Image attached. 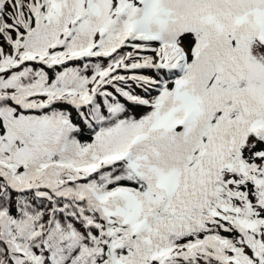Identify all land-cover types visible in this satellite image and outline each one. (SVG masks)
Here are the masks:
<instances>
[{"label": "trees", "instance_id": "obj_1", "mask_svg": "<svg viewBox=\"0 0 264 264\" xmlns=\"http://www.w3.org/2000/svg\"><path fill=\"white\" fill-rule=\"evenodd\" d=\"M46 4L0 0V151L11 150L6 132L12 131L13 143L18 136L32 141V128L46 122L43 132L49 137L41 151L46 163L34 175L23 176L12 165L11 177L0 163V264H107L110 253L124 254L127 246L120 225L100 204L120 196L114 194L117 189H144L145 178L124 156H98L133 147L134 139L121 145L124 134L160 105L162 89L180 70L152 63L156 40L151 37L125 31L110 42L127 19L124 11L97 19L84 0H64L55 17L46 19ZM85 28L89 38L82 35ZM251 36L247 55L253 65H264V44ZM26 48L40 54L25 53ZM244 80L253 84L246 73L238 83L248 84ZM234 107L241 113L246 106ZM255 107L250 111L264 117V98ZM32 118L44 120L31 125ZM105 133L115 147L101 151L92 167H79L87 162L85 151ZM228 157L231 165L222 161ZM222 160L206 175L199 199L173 208V214L160 213L172 218L181 209L189 221L178 228L167 225L160 237L168 248L161 255H144L142 264H263L264 130H246L234 148L223 149ZM107 190L113 192L96 197ZM240 216L256 221L258 230L251 236L258 251Z\"/></svg>", "mask_w": 264, "mask_h": 264}, {"label": "rangeland", "instance_id": "obj_2", "mask_svg": "<svg viewBox=\"0 0 264 264\" xmlns=\"http://www.w3.org/2000/svg\"><path fill=\"white\" fill-rule=\"evenodd\" d=\"M36 1L47 3L42 12L46 19L54 18L64 2ZM108 1L112 0H84L88 14L97 19L116 10L126 13L127 19L116 27L111 43L125 31L144 37L151 36L150 30L155 29L162 39H156L154 56L161 51L165 54L164 49L170 48L174 55L168 52L166 57L172 62L176 59L180 70L162 89L160 105L142 125L125 132L121 145L134 139L133 147L98 156V159L124 156L145 178L144 189H117L114 194L119 191L120 196L108 197V202L100 204L103 213L112 215L120 225L122 241L127 246L124 254L110 253L107 264H142L144 255H161L168 248L160 237L161 233L165 235L167 225L178 228L189 221L188 216L181 215V209L176 217H163L165 220L160 213L173 214V208L199 199L207 182L206 175L222 160L223 149L234 148L248 129L264 130V124L258 123L262 114L249 108L264 98V65H253L247 55L252 33L264 44V0H113L112 6ZM94 21L88 23L94 25ZM88 33L89 29L85 28L84 38H89ZM88 46L86 43L84 47ZM24 52L40 54L39 50L28 48ZM245 73L253 84L249 80H244L248 84L238 83ZM235 103L246 107L239 113ZM230 111L231 116L225 117L224 113ZM43 120L32 118L29 123ZM47 125L45 122L34 126L28 136L37 146L21 136L13 143L12 131L6 132L7 148L12 151H0V163L17 166L23 176L34 175L46 163L41 151L48 145L49 137L43 132ZM106 135L99 136L85 151L83 157L87 162L79 167H92L101 151L115 147L109 146ZM0 143H4L1 134ZM222 161L232 164L229 157ZM236 162L245 168L240 159ZM10 174L9 169V176L14 177ZM259 176L256 178H263ZM112 192L95 195L100 199ZM221 206L230 208L225 203ZM212 209L218 212L216 207ZM238 222L258 251V241L251 236L252 230H258L256 221L240 216ZM259 261L264 264L263 260Z\"/></svg>", "mask_w": 264, "mask_h": 264}, {"label": "water", "instance_id": "obj_3", "mask_svg": "<svg viewBox=\"0 0 264 264\" xmlns=\"http://www.w3.org/2000/svg\"><path fill=\"white\" fill-rule=\"evenodd\" d=\"M261 180H259V182H260Z\"/></svg>", "mask_w": 264, "mask_h": 264}, {"label": "bare ground", "instance_id": "obj_4", "mask_svg": "<svg viewBox=\"0 0 264 264\" xmlns=\"http://www.w3.org/2000/svg\"><path fill=\"white\" fill-rule=\"evenodd\" d=\"M137 30V29H136ZM143 34V33H142Z\"/></svg>", "mask_w": 264, "mask_h": 264}]
</instances>
